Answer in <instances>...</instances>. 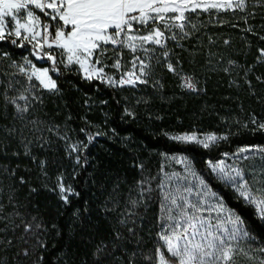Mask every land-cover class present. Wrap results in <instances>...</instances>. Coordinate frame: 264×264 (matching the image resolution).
<instances>
[{"label":"trees","instance_id":"16d2710c","mask_svg":"<svg viewBox=\"0 0 264 264\" xmlns=\"http://www.w3.org/2000/svg\"><path fill=\"white\" fill-rule=\"evenodd\" d=\"M186 16L183 31L165 30L164 46H151L147 83L135 86L53 64L22 37L0 41V264H158L167 256L165 175L181 171L170 160L178 155L243 220L227 264H264V220L208 164L239 147L264 148V0ZM45 17L52 33L62 24ZM103 47L99 59L112 65L119 48ZM27 59L50 69L55 91L28 81ZM184 132L216 140L205 148L171 137ZM236 166L264 198V152Z\"/></svg>","mask_w":264,"mask_h":264},{"label":"snow or ice","instance_id":"6c2138e0","mask_svg":"<svg viewBox=\"0 0 264 264\" xmlns=\"http://www.w3.org/2000/svg\"><path fill=\"white\" fill-rule=\"evenodd\" d=\"M30 6L41 12L46 8L51 9L52 13L55 14L52 15L51 19L57 20L58 18L59 21L63 22L53 26L54 44L67 53L69 64L73 62L78 64L86 73V77L91 79L93 75H97V78L102 75V68L97 69L95 65L100 64L99 56L108 51L103 46L128 47L132 52H135L137 45L134 41H140L141 44L152 43L163 47L162 42L165 40V30L171 31L172 28L184 30L185 23L190 20L185 13L196 12L197 9L208 11L209 9H227L233 6L243 8L244 0H236L235 5H233V0H227L226 3H219L217 0H51V2H48V0H0V41L6 39V29L8 27L6 18L9 17L15 22V30L14 32L8 31V36L15 35V37L20 38L23 30V32L28 34L23 38L28 40L29 43L41 37V31L37 30L40 18L34 15V11ZM23 10H27L25 23H21L18 18ZM157 21L164 24V30H161L156 23ZM150 22L152 27L148 28L147 35H130L133 32L134 23L147 28ZM65 28L69 30L65 32ZM121 37L124 38L121 39ZM175 38V35L171 36V39ZM37 42L40 47H43L44 43H48L47 36H43V43ZM11 43L16 44V40H11ZM52 46V43H48L49 48ZM94 55L97 58L93 63L91 58ZM47 59L55 64V58L51 54L47 55ZM133 63L135 64V61ZM114 67H120L118 60L115 62ZM146 67L147 65L141 60L140 75H136L135 71L129 72L127 73V79L121 80L119 83L132 86H135L137 82L147 83L146 80L142 79L146 75ZM168 67L169 70H173L171 64ZM20 71L24 72V69L21 68ZM25 75L28 81L35 77L49 91H55L57 88L56 82L49 76L47 68L37 69L33 66L31 73H25ZM109 82H112L111 79ZM185 83L189 88L194 87L189 81ZM11 86L9 84V87ZM18 99L27 100L28 97L21 94ZM9 102L16 104V100H10ZM16 108L19 113H24L28 110V105L21 107L16 104ZM20 118L23 119V116ZM261 127H264V125H261ZM174 139L182 142L195 141L207 148L209 147V142H215L216 137H206L203 141L196 140L195 136H179ZM240 151L264 152V148L255 150L243 148ZM219 170L220 172L224 171L222 167H219ZM239 175L240 173H237V176ZM231 179L235 180L236 177H231ZM59 187L62 193L65 191L71 192L70 188L65 189L62 184ZM237 191L247 203L256 205L258 216L264 220V198L257 200L252 197L246 182L244 185L238 186ZM62 199L67 201V196H62ZM173 203L175 204L176 201L173 200ZM189 207L196 209V205H189ZM196 210L200 211V209ZM212 210L216 211L217 216L226 212L229 221L233 224L243 225V220L240 216L231 210H225L222 204L213 207ZM195 219L197 218L189 216V221ZM199 225L197 227L195 223L189 222L188 228L191 229L190 232L186 229L179 235L174 233L172 236H163L162 239H164L167 246V252L171 254V257L177 258L178 264H221V262L227 264V261L234 255L233 248L226 243L223 236L211 230V225H206L202 219H200ZM201 228L204 231H201ZM238 231H243V229L234 228L230 238L235 239ZM225 232H227V229H225ZM244 234L247 235L246 232ZM184 237L188 238L184 239ZM182 239H184L183 246L180 244ZM159 260L160 264H169V260H166L164 253L159 254Z\"/></svg>","mask_w":264,"mask_h":264},{"label":"rangeland","instance_id":"374dc122","mask_svg":"<svg viewBox=\"0 0 264 264\" xmlns=\"http://www.w3.org/2000/svg\"><path fill=\"white\" fill-rule=\"evenodd\" d=\"M48 2H51V0H48ZM217 2L226 3L227 0H217ZM235 3H236V0H233V5H235ZM30 8H32V10L34 11V15H37L40 18V24L37 26V30L41 31L42 33L41 19L43 16H47L51 18L52 15L50 14V12L52 10L46 8L44 9L43 12H41L38 9H34L33 6H30ZM221 9H224V8H221ZM197 10H202V9H197ZM26 11L27 10H23L18 16V18L21 20V23L26 22L25 21ZM187 13H185V15ZM6 21L8 22L6 33L8 31L14 32L15 22L12 21L10 17L6 18ZM156 23L159 25V27L160 25L164 27L163 23L158 22V21ZM151 27H152L151 22L149 23L147 28H145L143 25L134 23L133 32L130 33V35H137V36L147 35L148 28H151ZM27 35L28 34L26 32H23L22 30L21 37L23 38L24 36H27ZM123 38L124 37H121V39ZM41 40H42V35L41 37H38L37 40H34L33 42H35L37 45L38 44L37 41L41 43ZM53 42H54V32H53V40L50 41V43L53 44ZM134 43L137 45V50L135 52H132L128 47H119L120 52L117 53L118 54L117 60L119 61V65H120L119 68L114 67V64L117 60L114 61L112 65H108V66L105 65V61H102V60H100V64L95 65L97 69L102 68L103 70L102 75H100L99 79H102L103 75H108L109 78L105 82L110 83L109 80L111 79L112 82L110 84L122 85L119 82L121 80L127 79V73L135 71L136 75H140V72H139L140 61L142 60L144 61L145 64L147 63V59L149 58L148 55L153 53L154 51L152 50L151 46L161 47L160 45H155L152 43L141 44L140 41H134ZM58 49L61 50L60 51L61 54L63 53V55L57 58V61L59 62V64L67 68L75 67L86 77V73L84 72V70L81 69L79 65L74 62L69 64L67 60V53L64 52L63 49H60V48ZM145 49H147V51H145ZM34 55L38 59H42V57H44L43 55H40L39 53H34ZM91 59L93 63L96 60L94 59V56ZM133 61H135V64L133 63ZM24 63L27 66V68L25 69L27 73H31L33 66H35L37 69L47 68L49 76L52 78L50 69L47 66H43V67L37 66L29 59L25 60ZM109 68L112 69L113 71H109ZM92 77L97 78V75H93ZM123 85H128V84H123ZM41 86L43 87V85ZM179 136H195L196 140L198 141H203L205 140L206 137H210V136L216 137V135L212 133H198V132H184V133H177V134L171 135L173 139ZM192 142L197 143L195 141H192ZM211 143L212 142H209V144ZM197 144H200V143H197ZM243 148H249V149L255 150V149L262 148V147H257V146L239 147L231 153L224 154V156L220 158L219 160L208 163L213 175L217 179L222 180L225 183H227L238 194L239 192L237 191V187L244 185L245 183L240 175L237 176V173H239L237 170V166H236L237 160H240L241 158H245L246 156L257 152V151L241 152L240 150ZM170 160L174 162L177 166H180L181 171L173 172L171 174L166 173L165 175V183L170 185V190L166 189V192L168 193L170 201L165 203V216H164V219L162 220V225L160 227L159 236H160L161 241L163 242L166 252H167V246L165 244L164 239H162L163 236H172L174 233L176 235H179L183 233L186 229L190 232L191 229L188 228L189 222L195 223L197 227H199L200 219H202L206 225H211V230L223 236L226 243H228L231 246V241L233 240L230 238L231 234L234 228H239V224H233L231 221H229L227 219L226 212L222 213L220 216H217L216 211L212 210L213 207L218 206L219 204H222L225 210H230V209H228L222 203L221 199L214 192L208 189L205 182L195 172V170L192 168V166L190 165L186 157L181 156V155L171 156ZM218 166L222 167L224 171L220 172ZM231 177H236V179L233 180L231 179ZM250 195L256 198L257 200L261 199V198L256 197L255 195H252L251 193ZM173 200L176 201L175 204L173 203ZM189 205H196V209H200V211H197L196 209L189 207ZM254 206L256 207V205ZM189 216H194L197 219L189 221ZM225 229H227V232H225ZM201 231H204V229L201 228ZM239 232L240 231L236 232L235 237L239 234ZM187 238L188 237H184V239H187ZM184 239L180 241L181 246H183ZM165 258L166 260H169V264H178L177 258L171 257V254L168 252ZM158 264H160L159 257H158ZM221 264H224V262H221Z\"/></svg>","mask_w":264,"mask_h":264},{"label":"built area","instance_id":"2783aa9c","mask_svg":"<svg viewBox=\"0 0 264 264\" xmlns=\"http://www.w3.org/2000/svg\"><path fill=\"white\" fill-rule=\"evenodd\" d=\"M41 28H42V40H41V43H43V36H47L48 43H50V41L53 40V33H52V30H51L50 21L48 19H46L45 16H43L42 19H41ZM48 43H44V45L42 47V49L44 51V54L46 56L48 54H51L55 58V63H58L57 58L61 56V52L59 53L60 50L58 48H56L55 46H52L51 48H49L48 47ZM111 46H113V45H111ZM113 47H116V46H113ZM108 78H109L108 75H103V78L101 80L107 81ZM186 81L190 82L189 78L185 79V81H184L185 85H186V83H185Z\"/></svg>","mask_w":264,"mask_h":264},{"label":"crops","instance_id":"0c3cea01","mask_svg":"<svg viewBox=\"0 0 264 264\" xmlns=\"http://www.w3.org/2000/svg\"><path fill=\"white\" fill-rule=\"evenodd\" d=\"M51 15H55L54 13H52V11L50 12ZM58 20V18H57ZM61 23H63L62 21H60ZM69 30V29H68ZM68 30H65V32H67ZM53 45L55 46L54 42H53Z\"/></svg>","mask_w":264,"mask_h":264}]
</instances>
